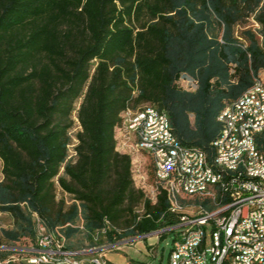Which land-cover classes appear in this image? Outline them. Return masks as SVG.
Listing matches in <instances>:
<instances>
[{"label": "trees", "instance_id": "1", "mask_svg": "<svg viewBox=\"0 0 264 264\" xmlns=\"http://www.w3.org/2000/svg\"><path fill=\"white\" fill-rule=\"evenodd\" d=\"M262 75L264 0H0V211L14 221L0 264H30L37 219L65 240L82 233L84 248L175 225L154 170L156 202L117 149L125 112L167 114L213 162L222 110Z\"/></svg>", "mask_w": 264, "mask_h": 264}, {"label": "built area", "instance_id": "2", "mask_svg": "<svg viewBox=\"0 0 264 264\" xmlns=\"http://www.w3.org/2000/svg\"><path fill=\"white\" fill-rule=\"evenodd\" d=\"M249 99H258L259 109L263 107L264 89L261 84L255 82L250 88ZM238 110L234 120L228 121L230 139H233ZM221 116L227 118L226 108L222 110ZM134 117H142V126L149 128L158 126L159 121L148 112L138 113V110L128 109V121ZM249 119V115H248ZM123 128V135L125 133ZM257 132V131H254ZM157 135V133H153ZM264 140V134H260ZM122 146L129 149L132 155H136L133 161H138L141 154H146L155 168V176L165 174L164 153H173V181H178L181 176L176 174V161L178 152L182 151L177 144H172L170 137L165 135V141L161 147H148L145 143H125ZM227 148V145H226ZM151 150H158L161 154V162H153ZM247 158H256L251 144H246ZM126 153V152H125ZM219 163L218 158L213 156ZM185 164L188 169V180L186 186L200 185V195H205L207 202L217 197V190H224V194L231 196V204L219 209H210V212L196 210L187 212V209H178L176 202L169 198V188H164L171 205V212L177 214L178 222L166 229L143 235L147 237L154 233L162 234L172 232L174 234L173 247L168 264H264V190H260L262 177H244L241 171L231 172L230 184L209 185V174L200 170V158L193 153H186ZM144 187L148 186L146 173L142 176ZM184 187V190H185ZM151 189V200L156 202L157 196L154 187ZM225 210H232L230 224H223L222 214ZM38 242L37 247L29 251L34 255L27 258L30 264H112L106 257V253L119 250L127 245L128 240L116 241L101 248H84L82 250H71L66 247V240L54 233H44L43 224L37 219Z\"/></svg>", "mask_w": 264, "mask_h": 264}, {"label": "bare ground", "instance_id": "3", "mask_svg": "<svg viewBox=\"0 0 264 264\" xmlns=\"http://www.w3.org/2000/svg\"><path fill=\"white\" fill-rule=\"evenodd\" d=\"M256 82L261 84V89H264V79H258ZM249 93L250 89L237 101L226 107L227 118L220 115V120L224 123V130L214 143L219 163L215 160L211 162L209 156L200 149L183 146L172 132L167 114L150 108V113L159 121L160 132H158V126H151V131L142 126V117H134L126 125L128 111L125 112L124 121L118 129L123 131L122 126H126L124 133L126 141L134 138L136 142L145 143L148 147H161L166 135L170 137L172 144H177L181 148L182 151L178 152L176 161V174H179L181 178L178 181H173V153H164L165 174L155 176L160 185L169 188L170 201L176 202L178 209H187V212L196 210L210 212V209H219L231 204V196L224 194V190H217V197H221L220 199L207 202L205 195L199 194L200 185L185 187L186 180H188V169L185 164L186 153H193L200 158V170L209 174V185H216L219 181L221 184H230L231 172L241 171L244 177L264 176V140L260 135L264 134V100L262 109L255 113L257 112L258 99H249ZM238 110L240 112H238L233 139H230L227 120H234ZM146 112H148V108L138 111V113ZM153 133H157V135ZM246 144H251L254 149L256 157L254 162L252 158H247V152H244ZM151 158L153 162H161V154L158 150H151ZM260 190H264V181H260ZM231 219L232 210H225L222 214L223 224H230Z\"/></svg>", "mask_w": 264, "mask_h": 264}, {"label": "rangeland", "instance_id": "4", "mask_svg": "<svg viewBox=\"0 0 264 264\" xmlns=\"http://www.w3.org/2000/svg\"><path fill=\"white\" fill-rule=\"evenodd\" d=\"M253 23V21H251ZM255 29H258L257 25H253ZM262 79H264V75H262ZM180 85L185 87L186 89H194L195 86L192 85L190 82H180ZM80 105V102L77 103V107ZM82 130L80 126V122L77 118V112L74 113V126L71 130L72 135V144L70 145V151H69V160H75L76 159V152L75 147L78 143L77 141V134ZM123 133V131H122ZM125 139V138H124ZM125 143H134L136 142L134 138H131L130 141L124 140ZM121 151L126 152L128 154L130 153L129 149H125L121 144ZM133 159L136 157V155H132ZM153 170L151 166V162L146 154H141L138 161H133V178L135 181V185L137 188L142 189L146 196L151 198V189L150 187H154V193L156 196V181H155V174L153 176ZM146 173V180H148V186L144 187L142 183V175ZM3 179V162L0 158V181ZM64 197L69 203L72 202L71 197L64 193L60 188H58V198ZM14 227V221L12 217L8 214H4L0 211V235L2 229H12ZM77 227L82 228L83 227V220H79L77 223ZM43 231L44 233H50L45 226L43 225ZM165 239L162 238V234L154 233L152 235H148L147 237L142 236H135V237H129L126 238L128 240L127 245H124L123 247H126V253L128 256L133 257L142 261V264H168L170 253L173 247V238L174 234L172 232H165L163 234H166ZM67 246H70L72 248H84L87 247L89 244V241L86 239V237L82 233H78L76 236L71 238L70 240H66ZM130 249H127L128 245H132ZM151 244V245H149ZM20 246H24V244H20ZM145 248L146 250H151V252H147V254H140L139 252H135L137 249L139 251V248ZM25 249V248H23ZM16 257V256H15Z\"/></svg>", "mask_w": 264, "mask_h": 264}, {"label": "crops", "instance_id": "5", "mask_svg": "<svg viewBox=\"0 0 264 264\" xmlns=\"http://www.w3.org/2000/svg\"><path fill=\"white\" fill-rule=\"evenodd\" d=\"M116 140H117V149L118 151H121V144H123L124 142V135L122 133V131L120 129L116 130ZM125 153V152H122ZM151 245V244H149ZM133 248V244L132 245H128L127 249ZM126 247H121V249L119 250H112L106 253V257L112 262V264H142L143 262L134 258L128 256V254L126 253ZM146 251L149 253L152 251L151 250H146L145 248L140 247L139 251L136 249L135 252H139L140 254H147Z\"/></svg>", "mask_w": 264, "mask_h": 264}]
</instances>
